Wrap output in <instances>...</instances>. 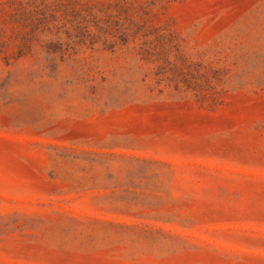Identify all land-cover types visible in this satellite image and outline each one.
I'll list each match as a JSON object with an SVG mask.
<instances>
[{"label":"rangeland","instance_id":"1","mask_svg":"<svg viewBox=\"0 0 264 264\" xmlns=\"http://www.w3.org/2000/svg\"><path fill=\"white\" fill-rule=\"evenodd\" d=\"M0 264H264V0H0Z\"/></svg>","mask_w":264,"mask_h":264}]
</instances>
